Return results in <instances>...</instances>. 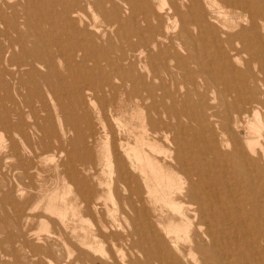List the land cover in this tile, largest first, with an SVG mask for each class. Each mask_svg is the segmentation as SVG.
I'll return each mask as SVG.
<instances>
[{
  "label": "rangeland",
  "instance_id": "374dc122",
  "mask_svg": "<svg viewBox=\"0 0 264 264\" xmlns=\"http://www.w3.org/2000/svg\"><path fill=\"white\" fill-rule=\"evenodd\" d=\"M87 1L0 0V264H174L171 255L178 253L171 249V242L175 238L173 232H166L172 222L175 225L180 220H171L169 216L173 212L166 207L159 212L151 209L152 204L145 203L148 213L155 215V227L150 232L144 220L131 212L125 192L113 182L116 173L108 124L113 126L115 120L109 115L105 119L100 115L102 100L98 97L101 94L97 92L98 97L93 98L92 90L88 89L94 80L106 78L117 69L132 70L136 81L142 82L139 75L147 70L143 68V62L140 65L132 57L122 62L123 65L118 61L121 49L125 48V36L135 38L140 31L149 34L151 27L166 36L158 46L150 47L154 51L153 63L175 100L168 99L167 102L178 112L186 110L190 113L189 118L183 117L179 124L178 128L183 129H179L180 132L178 128L176 131L171 129L169 135L182 145H188L185 149L195 152L210 172L222 165L230 170H243L240 152L250 155L248 140L259 139L264 146L259 135L264 129L260 127L262 123L264 126V31L258 27L263 39L258 43L250 34L248 22L234 19L246 9L250 13L264 12V0H246L242 3L246 5L243 9L223 7L216 19L207 7L189 10L180 7L181 15H170L169 0ZM2 10H8V18ZM202 11L208 15L205 20L200 16ZM65 15H70L67 16L69 20ZM233 20L239 21V25H234ZM242 28L245 31L243 40L230 38L229 35ZM178 35L182 49L176 41ZM17 37H22L31 53L37 52L30 53V57L53 56L54 68L47 69L42 63L26 68L19 46L12 45ZM54 39L61 42L58 48L61 61L56 58L59 52L52 46ZM167 46L173 47L174 56L179 58V62L167 59L169 79L164 78L168 76L162 72L163 60L159 56ZM145 57L143 54L141 59ZM44 79L58 89L57 97L48 92ZM153 81L158 83V80ZM76 89L81 94L75 92ZM235 108L242 112L247 110L249 116L234 117ZM254 108L260 121L259 115L258 118L254 116L258 121L253 118ZM131 112L132 109L127 108L123 112L125 115L120 113L118 116L128 121ZM250 117L254 125L262 121L259 128L255 125L259 134L258 130L254 131L257 128H247L245 121ZM250 129L256 135L249 132ZM253 146L258 149V145ZM84 165L94 168L90 178H86ZM75 180H80L83 189L87 185L93 186L107 199L106 205L85 209L75 203V192L80 187ZM99 181L102 182L100 186ZM237 181L240 182L238 179L231 182L235 188ZM253 182H256L255 178ZM263 187L242 183V188L235 191L238 209H230L229 215L234 221L246 223L243 229L253 237L248 238L247 244L252 246L256 241V247L260 249L264 247ZM190 220L192 225L187 240L182 233L177 237L178 244L183 243L185 247L194 246L200 233L196 219ZM163 242L165 249L161 251ZM203 247L208 249L207 244ZM193 248L194 253L191 251L185 261L202 264L200 252ZM220 248L228 251L222 264H234L233 254L243 246L225 243ZM249 262L264 264V259Z\"/></svg>",
  "mask_w": 264,
  "mask_h": 264
},
{
  "label": "bare ground",
  "instance_id": "6f19581e",
  "mask_svg": "<svg viewBox=\"0 0 264 264\" xmlns=\"http://www.w3.org/2000/svg\"><path fill=\"white\" fill-rule=\"evenodd\" d=\"M18 1L19 0H17V2ZM245 1L246 0H221V2L219 3L218 0H169L168 3H169L170 11L172 13L170 15L180 14L179 13L180 7H184L187 10L193 7H201V8L207 7V9L211 11L212 17L216 19L218 18V15H220L221 9L223 7H226L229 9H236V8L243 9L244 6L246 5H243L242 3H244ZM87 2H89V0ZM83 3L85 4L86 1ZM12 6H16V5L13 4ZM160 8L161 7H159V9ZM2 12L4 11L2 10ZM7 12H4L6 13V18H8L7 15H9L7 14ZM13 14H10V15H13ZM76 14H73V15H76ZM78 15H79V12H78ZM263 15H264V12H254L253 11V13H250L246 9L244 10V13L243 12L239 13L238 15H236V17H234V19L237 18L238 20L247 21L249 24L248 28H249L251 36L255 37V39L258 40V43H261L263 41L262 33L261 31L258 30V27H260L262 31H264V18H262ZM67 16H70V15H67ZM200 16L205 20L206 15L204 11L201 12ZM71 19H70V22H71ZM210 19L212 20V18ZM23 20L24 19H22V21ZM235 21L236 20H233L232 23L234 25H239V21L238 22L237 21L235 22ZM72 22H73V19H72ZM172 22L174 23V21ZM12 25H14V23ZM10 29L11 28H9V30ZM13 32L15 33L16 31H13ZM141 32L142 31H140L139 35L137 36L135 35V38H131L130 37L131 35H128V34H127L128 36H125L126 37L125 44H124L125 48L121 49V55L119 56L118 61L120 62V64L123 65L122 62L128 61L132 57L140 65L143 62L142 66L144 69H147V70L144 74L139 75V78H141L142 82H137L135 79L136 78L135 73H132L131 72L132 70L128 72L126 71L127 69L125 68L126 70L124 69L123 70L117 69V71L114 70L106 78H103L100 80H94L93 83L91 84L92 86L88 88L92 90L91 92L93 93L92 94L93 98L98 97L96 94L97 92H100L101 94L98 97V98H101L102 100L100 108H99L100 115L104 119L106 118L107 115H109L115 120V122L113 121L114 122L113 126H111L112 124L111 125L108 124V127H109L108 134L110 135L109 142H110L111 150L114 156V164H115L114 172L116 173L113 182L115 183L117 187H121L123 192H125L126 203L129 209H131V212H133L136 215V217H140L144 220L145 226L149 228L150 232H153V228L155 227L154 226V223H156L154 219L155 215H151L150 213H148L149 208L146 206L145 203L152 204L151 209L159 211V212H161L164 209V207H166L168 208V210L173 212V214L169 216L171 220L173 218H177L180 220V223L176 222L177 224L175 223V225H174V222L170 221V223L172 222L173 225L170 224L172 227H170V229L168 228L169 230L166 232L167 234H170V232H173L174 234L173 237L175 238V240L172 239L171 249H173L175 252L178 253V255L176 256L171 255V258L175 259V262H173L174 264H183L184 262L185 264H188L185 261V259H187V257L190 255L192 249H194L193 247H195V249L198 252H200L201 257H202V264H212V261H214L213 264H222L223 259L227 258L226 254L228 255L227 250L220 248V246L224 245L225 243H230L234 245L239 243V245L243 246V249H238L237 253L233 254L234 261H235L234 264H236L237 262L241 264H252L249 261H252L257 258L262 259V257L264 259V256H263L264 247L262 249H260L258 246L256 247V244H255L256 241L253 243L252 246L250 244L249 245L247 244L248 238H253V237L250 235V232L248 230L245 231L243 229V227L246 226V223L243 221H242L243 223L240 221L238 222L237 219H236L237 221L236 220L234 221L229 216L230 209H238V205L235 203V199H234L236 196L235 191L236 189L238 190L242 188V183H246L248 185H250L251 183L260 184V186H264V146L258 142L259 139L254 138V139L248 140V144H247L250 155H247L246 153H242V151L240 150L241 148L239 149L242 155L241 165H242L243 170H232V169L230 170L227 166L222 167L223 166L222 165L220 168L213 169L214 171L210 172L209 169L204 167V164L202 163L201 158L196 157L197 154L195 152H190V151H187V149H185V146H188V145L184 146L182 145V143L177 142L175 141V139L171 138L169 135L170 130L173 129L174 131H176L177 128L181 125L180 123L182 122L183 117L189 118L190 113H188L186 110H183L182 112L180 111L178 112L177 110L174 109V107L169 102H167L168 99L172 101H175V100L173 96L169 93L168 89L163 84V81H162L163 77H161V72L158 71V67L156 66V63H153L154 59L152 58L154 56L153 54L154 51L150 50V47L152 49L155 46H158L159 42L165 39L166 36L163 35L161 32L157 31L154 27L150 28L149 34L144 35ZM243 32H245L244 28H242V31H239L229 36L230 38H233V39L235 38L236 40L241 41L244 38ZM178 36H179L177 37L178 40L176 41H177V44L182 49L184 47L182 45L180 35ZM57 40L54 39V41L52 42V46L57 49V51L55 49L56 52H59V55L57 54L58 56L56 58L60 59L61 61L63 60V58L60 55L61 54L60 50H58V48L61 46V42ZM6 41L8 40L6 39ZM67 42L68 41H66V43ZM12 45L19 46L22 52V56L26 60L24 64L26 65V68L28 66H33L35 64L38 65V63H42L47 69L54 68L55 65L53 61L54 59L53 56H48L47 54L43 55L45 54L43 53L42 54L43 56L41 57L40 55L39 57H35V56L30 57L29 54L31 52L28 50L26 42L22 40V37H17V39L12 43ZM68 45L71 46L70 43ZM174 50L175 49H173V47L169 48L167 46L164 48V53L160 52L162 55L159 54V56L163 60V64H162L163 70L162 69L161 70L165 76H168V77H164L165 79H169V77H171L170 66L167 63V59L168 58L169 60L175 59L177 62H179L178 56L177 55L174 56L175 54ZM35 52L33 50L31 54H34ZM143 54H146L145 59H141L143 58ZM102 57L104 56L102 55ZM150 59L152 60L150 61ZM94 60L95 62H97L98 58ZM106 63H108V65L111 66L110 60L106 59ZM16 66H19V65H16ZM14 70H16V68ZM37 77H39V75ZM154 79L155 81L158 80V83H154L153 81ZM43 82H44V85L48 88V92L50 91L51 94L55 93L56 94L55 96L57 97L58 89H56L54 86H51L49 84L50 81L48 82V79H44ZM130 85H132L131 88H129ZM18 86H22V85L18 84ZM88 89H86V91ZM78 90L79 89H76L75 92H78V94H81V92ZM248 102L249 100H246V103ZM127 108L132 109V112L130 113V119L128 121L125 119L123 120L121 116L120 117L118 116L120 115V113L124 114L123 112H125ZM20 110L21 109H19V111ZM255 110L256 109L254 108L253 114H252L253 118L256 121H258V119L260 121L261 117L259 114H257ZM246 111L247 110L242 112V110L235 108L234 117H237L238 115H243L244 117L249 116L246 114L247 113ZM258 115H259V118H258ZM254 116L258 119H255ZM240 118L242 120V117ZM173 120L175 122H173ZM235 121H236V118L234 122ZM245 122H246L247 128H257L255 126L257 122H255L256 124L254 125L252 123V117H250V120L247 119ZM260 127L264 128L263 123H262V126ZM181 128H178V130ZM258 128H259V125H258ZM258 128L254 131L258 130L257 133L259 134ZM249 132H251V129ZM260 133L261 134L259 135L263 139L262 141H264V129H262ZM260 136H258L257 138H259ZM106 137L108 138V135ZM218 137L219 135L216 136V138ZM192 138H196V137L192 135ZM253 145H258V149L256 150L255 146ZM23 147L25 146L23 145ZM251 156H254V158H252ZM209 161H206V163ZM93 169L94 168L92 165L83 166V170L87 172L86 178H90V173L92 172ZM254 178L256 182H253ZM237 179L240 182L237 181V183L234 184L236 186L235 188L231 182L234 183L236 182ZM75 183L78 186H80L79 189H76V192H75V197H74L75 203H79L85 209H99L106 205L105 201L107 199H104L101 196L102 194H99L98 192H96L93 186L87 185V187L83 189L81 187L80 180L79 181L75 180ZM101 184L102 182L99 181L98 186H100ZM220 190H223L221 191L223 192V194L220 193ZM39 203L40 202H38V204ZM99 203H101L102 205L100 206ZM157 203L159 204V206H157ZM189 212L191 214V217L189 216ZM176 215L178 217H176ZM190 218L196 219V228L200 233H198V237L194 240V246L185 247L186 245L184 246L183 243L182 245L178 244L177 237H179L178 234L182 233L181 235L186 236L185 241L187 240L189 236L187 235L188 230H189V227H191L192 225ZM167 224H164V225H167ZM234 225L238 226L239 228L235 227ZM167 226L169 227V225ZM165 229L163 230L165 231ZM166 233H165V236L167 238L168 235H166ZM199 236H203V237L200 238ZM189 242L191 243V239ZM190 243H187V244H190ZM164 244L165 242L160 244L159 249L161 251L165 249ZM205 244L208 245L207 250L206 248L203 247ZM154 258L156 260L155 256Z\"/></svg>",
  "mask_w": 264,
  "mask_h": 264
}]
</instances>
